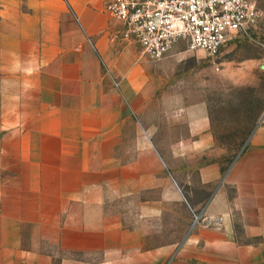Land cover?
<instances>
[{"label":"crops","instance_id":"0c3cea01","mask_svg":"<svg viewBox=\"0 0 264 264\" xmlns=\"http://www.w3.org/2000/svg\"><path fill=\"white\" fill-rule=\"evenodd\" d=\"M119 30L103 0H0V264H264V119L227 167L197 168L179 238L143 248L107 210L126 78L141 90ZM189 119L199 144L208 120Z\"/></svg>","mask_w":264,"mask_h":264},{"label":"rangeland","instance_id":"374dc122","mask_svg":"<svg viewBox=\"0 0 264 264\" xmlns=\"http://www.w3.org/2000/svg\"><path fill=\"white\" fill-rule=\"evenodd\" d=\"M253 1L261 10L256 27L225 44L217 66L183 42L153 60L121 37L135 54L130 64L139 69L141 90L133 92L137 75L136 82L133 74L126 78L125 135L113 146V161L126 165V183L112 185L106 207L121 212L127 226L140 227L143 248L170 235L177 239L198 224L192 225L197 211L182 196L191 200L197 192V168L231 164L264 115V0ZM198 114L208 121L195 144L185 121Z\"/></svg>","mask_w":264,"mask_h":264},{"label":"built area","instance_id":"2783aa9c","mask_svg":"<svg viewBox=\"0 0 264 264\" xmlns=\"http://www.w3.org/2000/svg\"><path fill=\"white\" fill-rule=\"evenodd\" d=\"M103 6L141 55L158 60L183 42L216 66L220 49L248 35L261 16L253 0H103Z\"/></svg>","mask_w":264,"mask_h":264},{"label":"water","instance_id":"95a60500","mask_svg":"<svg viewBox=\"0 0 264 264\" xmlns=\"http://www.w3.org/2000/svg\"><path fill=\"white\" fill-rule=\"evenodd\" d=\"M263 119H264V115L260 118V120H259L258 122L260 123L261 121H263ZM197 218H198V217H196V219H197ZM196 219L193 221L192 225H194ZM190 229H191V228H190Z\"/></svg>","mask_w":264,"mask_h":264}]
</instances>
